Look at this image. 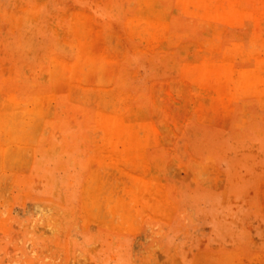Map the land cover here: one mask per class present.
<instances>
[{
  "label": "rangeland",
  "instance_id": "1",
  "mask_svg": "<svg viewBox=\"0 0 264 264\" xmlns=\"http://www.w3.org/2000/svg\"><path fill=\"white\" fill-rule=\"evenodd\" d=\"M223 1L0 0V264H264V9Z\"/></svg>",
  "mask_w": 264,
  "mask_h": 264
},
{
  "label": "bare ground",
  "instance_id": "2",
  "mask_svg": "<svg viewBox=\"0 0 264 264\" xmlns=\"http://www.w3.org/2000/svg\"><path fill=\"white\" fill-rule=\"evenodd\" d=\"M224 1H225V0H224ZM224 1H223V2H224ZM227 1H229V0H227ZM227 1H225V2L227 3ZM248 1H249V0H248ZM248 1L246 0V2H247V3L249 4V6H250V3H251V2L249 3ZM253 1H254V3L256 2L255 0H253ZM258 1L262 2L261 4L258 3V4H259L258 6H262L261 10L264 9V0H258ZM225 2H224V3H225ZM230 2H231V0H230ZM232 2H233V1H232ZM232 2H231V4H232ZM226 3H225V4H226ZM247 3H245V0H240V1L238 2V5L247 6V5H248ZM254 3H253V4H254ZM246 4H247V5H246ZM234 5H237V3L234 4ZM232 6H233V5H231V6H226V7H222V6H221V8H220L219 10H224V11H222V12H226V11H227L228 9H230ZM251 6H252V5H251ZM253 6H254V5H253ZM253 6H252V7H253ZM262 12H264V11H262ZM261 14H262V13H261ZM249 76H250V75H249ZM247 77H248V76H247ZM259 77H260V76H259ZM259 77H258V78H259ZM256 78H257V77H256ZM256 78H255V76H254V79L252 80V77H251V81H253V82L250 83V85H252V84H256L257 81L261 80V79H258V78L256 79ZM249 79H250V78H249ZM253 87H254V86H253ZM119 128H120V127H119Z\"/></svg>",
  "mask_w": 264,
  "mask_h": 264
}]
</instances>
